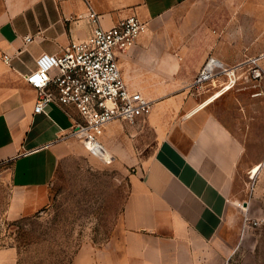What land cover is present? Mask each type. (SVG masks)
I'll use <instances>...</instances> for the list:
<instances>
[{
    "label": "crops",
    "instance_id": "crops-1",
    "mask_svg": "<svg viewBox=\"0 0 264 264\" xmlns=\"http://www.w3.org/2000/svg\"><path fill=\"white\" fill-rule=\"evenodd\" d=\"M187 1L0 0V166L12 187L8 217L46 206L60 163L89 151L79 138L66 135L80 117L76 108L69 114L49 103L34 111L38 91L25 74L37 67L38 57L60 54L73 40L87 38L89 8L110 28L133 14L149 25ZM251 1L264 9V0ZM217 38H195L205 45L195 58L189 50L187 62L181 50L176 55L147 48L142 33L120 54L127 85L154 104L136 124L114 120L104 126L100 140L112 159L133 170L122 224L114 239L81 244L71 264H259L251 252L253 230L228 223L244 143L216 106L233 86L216 93L228 83L224 73L208 87L193 85L210 57L220 61L233 83L239 54L216 49ZM244 246L248 255L236 259ZM15 253L0 249V264H17Z\"/></svg>",
    "mask_w": 264,
    "mask_h": 264
},
{
    "label": "rangeland",
    "instance_id": "rangeland-1",
    "mask_svg": "<svg viewBox=\"0 0 264 264\" xmlns=\"http://www.w3.org/2000/svg\"><path fill=\"white\" fill-rule=\"evenodd\" d=\"M143 34L149 39L147 48L176 55L181 50L185 62L189 50L191 57L200 55L205 43L195 38L206 34H216V49L239 54L233 83L230 76L223 78L233 87L216 106L244 143L228 223L253 230L252 256L264 264V9L251 0H189L147 24ZM258 163L262 165L254 171ZM132 172L117 160L106 162L86 150L60 163L46 206L10 218L6 211L12 187L8 171L0 166V249L13 248L17 264H71L81 244L116 238ZM241 248L236 259L248 255Z\"/></svg>",
    "mask_w": 264,
    "mask_h": 264
},
{
    "label": "built area",
    "instance_id": "built-area-1",
    "mask_svg": "<svg viewBox=\"0 0 264 264\" xmlns=\"http://www.w3.org/2000/svg\"><path fill=\"white\" fill-rule=\"evenodd\" d=\"M86 17L90 25L88 37L73 40L60 54H41L37 67L26 73L25 79L38 91L35 112L43 111L49 103L68 113L69 108H76L80 117L73 119L66 135L79 138L92 154L111 162L113 156L100 140L104 126L114 120L136 124L151 112L154 104V100L127 85L119 64L120 54L137 43L147 24L133 14L105 28L93 8H89ZM223 73L231 80L220 61L210 57L193 85L201 87Z\"/></svg>",
    "mask_w": 264,
    "mask_h": 264
},
{
    "label": "bare ground",
    "instance_id": "bare-ground-1",
    "mask_svg": "<svg viewBox=\"0 0 264 264\" xmlns=\"http://www.w3.org/2000/svg\"><path fill=\"white\" fill-rule=\"evenodd\" d=\"M231 74H232V73H231ZM223 87H224V88H223ZM223 87H222L223 89L219 92V94L222 93V92H224V90L230 88L231 85H230V84H227L226 86L224 85ZM261 165H262V163H258V164L255 166L254 171L259 170V168L261 167Z\"/></svg>",
    "mask_w": 264,
    "mask_h": 264
},
{
    "label": "water",
    "instance_id": "water-1",
    "mask_svg": "<svg viewBox=\"0 0 264 264\" xmlns=\"http://www.w3.org/2000/svg\"><path fill=\"white\" fill-rule=\"evenodd\" d=\"M245 204H247V203L245 202Z\"/></svg>",
    "mask_w": 264,
    "mask_h": 264
}]
</instances>
